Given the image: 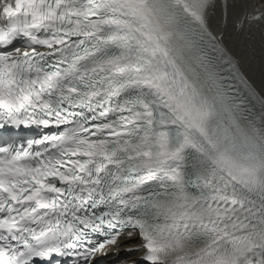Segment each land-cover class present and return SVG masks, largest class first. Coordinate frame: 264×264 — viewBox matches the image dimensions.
Listing matches in <instances>:
<instances>
[{"label": "snow or ice", "instance_id": "snow-or-ice-1", "mask_svg": "<svg viewBox=\"0 0 264 264\" xmlns=\"http://www.w3.org/2000/svg\"><path fill=\"white\" fill-rule=\"evenodd\" d=\"M253 29L264 0H0V264H264Z\"/></svg>", "mask_w": 264, "mask_h": 264}, {"label": "bare ground", "instance_id": "bare-ground-1", "mask_svg": "<svg viewBox=\"0 0 264 264\" xmlns=\"http://www.w3.org/2000/svg\"><path fill=\"white\" fill-rule=\"evenodd\" d=\"M254 2H259V0H254ZM247 28V26H246ZM256 30L258 29H253V36H254V47L253 48H248L245 47L243 52H237L238 55L241 56L242 58V63L245 65H249L251 64L253 67L258 68L259 64H260V60L261 57L264 56V50H262L261 48V41H260V37L256 35ZM243 39V37H242ZM253 79L255 80V84L257 86V88L259 89L260 85H261V77L259 75V72H256L253 74ZM125 244H128L129 247H135L138 242L135 241L134 239L129 240V239H123ZM135 254H141V252H135L132 253L129 257L130 260H128L127 258H122L121 260V264H129L128 262H132V259L134 258ZM134 260V259H133Z\"/></svg>", "mask_w": 264, "mask_h": 264}, {"label": "rangeland", "instance_id": "rangeland-1", "mask_svg": "<svg viewBox=\"0 0 264 264\" xmlns=\"http://www.w3.org/2000/svg\"><path fill=\"white\" fill-rule=\"evenodd\" d=\"M134 240H135V239H134ZM138 257H139V256H138ZM133 259H135V257H134ZM133 259H132V260H133Z\"/></svg>", "mask_w": 264, "mask_h": 264}]
</instances>
